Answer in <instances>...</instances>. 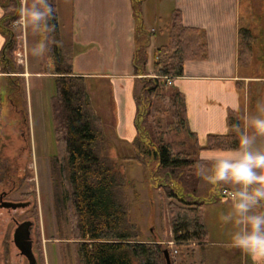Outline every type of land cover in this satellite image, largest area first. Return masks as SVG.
I'll use <instances>...</instances> for the list:
<instances>
[{
	"label": "trees",
	"instance_id": "obj_1",
	"mask_svg": "<svg viewBox=\"0 0 264 264\" xmlns=\"http://www.w3.org/2000/svg\"><path fill=\"white\" fill-rule=\"evenodd\" d=\"M142 1L133 0L136 17L134 67L143 85L136 95L138 133L131 144L132 153L113 158L110 154L113 141L93 107L86 78L74 71V45L71 41L69 45L64 42L58 0H52L55 8L53 36L62 43L52 46L42 69L43 73L51 74L56 83L51 101L57 152L50 163L56 211L65 216L70 226L69 239L74 240L73 252L78 264H166L164 250L169 246L164 247L159 239H139L141 229L131 219L127 192L130 181L123 170V160L144 166L155 163L152 174L165 187L176 246L182 251V248L195 245L201 253L198 264H206L210 238L205 208L217 200L218 195L201 198L192 191H179L171 184L176 181L175 175L193 174V163L203 148L218 150L234 146L235 142L230 131L226 135H209L206 146H200L197 135L190 129L184 95L168 89V80L182 76L187 61L206 59L205 33L199 28L185 26L180 11H172L167 25L168 41L156 50L157 62L149 73L147 47L152 33L143 24ZM20 7L21 0H7L1 22L7 38L3 65L5 72L10 73L7 99L15 105L14 93L24 91L21 83H14V79L20 78L17 75L20 71L14 69L18 43L13 24L19 18ZM240 34L242 50L238 61L243 62V56L251 49V32L247 28L239 29V46ZM1 120L0 113V123ZM228 121L230 129L233 124H243L242 112L230 110ZM2 164L0 159V166ZM18 170L7 162L0 170L3 175L0 180L7 177L6 180L17 181ZM21 178L24 181L25 173ZM163 179L166 181L162 182ZM194 254L195 251L191 252V256ZM63 261L67 264L65 256ZM182 263L187 264V261L182 260Z\"/></svg>",
	"mask_w": 264,
	"mask_h": 264
},
{
	"label": "rangeland",
	"instance_id": "obj_2",
	"mask_svg": "<svg viewBox=\"0 0 264 264\" xmlns=\"http://www.w3.org/2000/svg\"><path fill=\"white\" fill-rule=\"evenodd\" d=\"M147 1V6L153 11L156 0ZM28 3L29 0H21V5ZM140 9L142 10V3ZM240 11V28H247L251 32V49L243 56L244 61L239 62L240 73L245 78L243 82L248 83L244 93L249 99V106H246V112H242L244 116L253 109L257 101L264 100V0H242ZM18 20L19 18L13 24L18 43L14 69L20 71L17 74L20 78L14 79V83H21L24 91L14 93L18 106L9 102L3 103L2 107L0 105V113L3 117L0 123V159L3 162L0 170L8 162L12 167L19 168V172L15 175L17 181L6 180L7 177L3 181L0 180V194L2 191H7L8 196L5 199L25 202L29 200L31 205L16 210L0 207V264H28L27 259L13 242L17 222L25 220L34 222L32 239L39 264H64V256L67 264H78L73 252L74 240L69 239L70 226L65 222V216H60V212L56 211L55 207L50 159L57 152L51 101L56 93V83L51 74L42 72L47 56L33 57L30 54L29 49L36 37L29 29L20 26ZM154 23L155 29L152 31L160 37L155 39V45L167 42V33L165 29H161L163 25L157 21ZM70 41L69 35L64 34L65 44L69 45ZM241 41L240 34L239 53L242 50ZM156 52L154 50L151 53L149 73L153 72L157 62ZM168 89L175 90L173 86H168ZM26 97L29 101V105L25 107L29 112L27 118L22 112L24 106L20 105ZM106 121L107 133L114 144L110 149L111 156L117 158L130 155L132 152L115 137L112 123L109 126ZM171 136L168 135L169 138ZM122 164L130 181L127 192L131 219L141 229L139 239L144 241L159 239L164 247L169 246L172 264H183L182 260H186L187 264H198L201 261V253L195 245L182 248L180 251L175 244L165 187L161 186L160 181L157 182L152 174L155 163L150 162L144 166L136 161L123 160ZM24 173L23 181L21 177ZM1 176L3 178L0 173V178ZM175 177L176 181L171 185L176 186L179 191H192V194H199L202 198L212 195L222 196L219 191L224 187L211 186L209 190L208 186L199 184L194 174L190 176L179 174ZM164 179L162 182L166 181ZM226 207L227 204L224 207H209L207 211L206 219L214 244L207 248L206 264L241 263V252L226 246L231 226L222 225L219 220L221 212ZM193 251L195 254L191 256Z\"/></svg>",
	"mask_w": 264,
	"mask_h": 264
},
{
	"label": "crops",
	"instance_id": "obj_3",
	"mask_svg": "<svg viewBox=\"0 0 264 264\" xmlns=\"http://www.w3.org/2000/svg\"><path fill=\"white\" fill-rule=\"evenodd\" d=\"M6 1L0 0L1 107L3 103H10L7 99L10 73L5 72L3 65L7 38L1 26ZM147 2L142 1L141 11L143 24L149 32L155 29L154 21H157L163 25L161 29H165L168 41L169 17L177 9L185 26L199 28L206 35V59L187 61L184 74L168 80V86L184 95L190 129L197 135L200 146L205 147L209 135H226L223 129H230L228 113L232 110L231 104L239 103V112H246V106H249L244 93L248 83L243 82L245 78L240 73L238 61L242 0H156L153 11ZM58 10L62 33L69 35L74 45L75 73L86 78L97 114L104 123L106 120L109 126L112 123L115 137L132 151L131 144L138 133L136 95L143 86L134 67L136 17L133 0H58ZM158 38L153 32L147 47V71L151 65V53L167 43L155 45ZM28 102L26 97L20 105L25 108ZM215 150L203 148L200 152ZM198 181L210 190L212 185L199 178ZM196 196L202 198L199 194ZM217 197L205 208L210 238L208 247L214 241L206 219L207 211L209 207H224L229 203L228 197ZM241 255L240 264H251L246 254Z\"/></svg>",
	"mask_w": 264,
	"mask_h": 264
},
{
	"label": "clouds",
	"instance_id": "obj_4",
	"mask_svg": "<svg viewBox=\"0 0 264 264\" xmlns=\"http://www.w3.org/2000/svg\"><path fill=\"white\" fill-rule=\"evenodd\" d=\"M55 8L52 0H29L19 9L18 24L37 37L29 51L44 57L61 41L53 36ZM240 111L239 103L230 105ZM234 146L202 151L192 166L195 177L216 187L230 188L229 203L219 216L222 225L231 226L228 248L246 254L251 264H264V100L257 101L243 116V124L231 129Z\"/></svg>",
	"mask_w": 264,
	"mask_h": 264
},
{
	"label": "water",
	"instance_id": "obj_5",
	"mask_svg": "<svg viewBox=\"0 0 264 264\" xmlns=\"http://www.w3.org/2000/svg\"><path fill=\"white\" fill-rule=\"evenodd\" d=\"M28 201H7L2 204V207L19 209L28 207ZM34 222L32 220H25L17 222L16 228L13 233V242L19 249L20 253L27 259L28 264H39L38 258L34 251L32 232ZM166 264H172L171 254L169 249L164 250Z\"/></svg>",
	"mask_w": 264,
	"mask_h": 264
},
{
	"label": "flooded vegetation",
	"instance_id": "obj_6",
	"mask_svg": "<svg viewBox=\"0 0 264 264\" xmlns=\"http://www.w3.org/2000/svg\"><path fill=\"white\" fill-rule=\"evenodd\" d=\"M7 196H8V192L7 191H2L1 192V194H0V207H2V204L4 203V202H7V201H9V200H7V199H5V198H7ZM28 202H30L29 200H27ZM31 205V202H30V204H29V206ZM28 206V207H29ZM27 208V207H26Z\"/></svg>",
	"mask_w": 264,
	"mask_h": 264
},
{
	"label": "built area",
	"instance_id": "obj_7",
	"mask_svg": "<svg viewBox=\"0 0 264 264\" xmlns=\"http://www.w3.org/2000/svg\"><path fill=\"white\" fill-rule=\"evenodd\" d=\"M229 191H230V190L223 188V189L221 190V195H222V196H225V197H228V196H227V193H228Z\"/></svg>",
	"mask_w": 264,
	"mask_h": 264
}]
</instances>
